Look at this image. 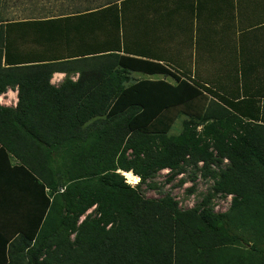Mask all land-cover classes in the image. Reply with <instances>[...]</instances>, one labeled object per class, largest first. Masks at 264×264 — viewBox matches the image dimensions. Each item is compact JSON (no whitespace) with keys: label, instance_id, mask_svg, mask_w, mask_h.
<instances>
[{"label":"trees","instance_id":"obj_1","mask_svg":"<svg viewBox=\"0 0 264 264\" xmlns=\"http://www.w3.org/2000/svg\"><path fill=\"white\" fill-rule=\"evenodd\" d=\"M6 39L0 31V94L18 86L19 100L0 104V145L34 174L36 218L1 264H264V182H251L264 173L258 112L178 75L174 84L128 83L130 69L171 71L133 57V67L122 61L116 69L123 58L116 53L110 70L85 69L56 87L58 62L27 65ZM188 165L212 179L195 206L144 192L143 184L157 188L149 182L159 171L184 173ZM229 194V209L216 211L213 199Z\"/></svg>","mask_w":264,"mask_h":264},{"label":"crops","instance_id":"obj_2","mask_svg":"<svg viewBox=\"0 0 264 264\" xmlns=\"http://www.w3.org/2000/svg\"><path fill=\"white\" fill-rule=\"evenodd\" d=\"M89 5L63 0L55 6L32 5L13 19L0 14L10 54L27 65L58 62L51 78L56 87L67 79L77 82L85 69L110 70L111 53L123 57L115 66L120 70L122 61L133 67L128 57L160 62L171 74L130 69L128 83L147 78L174 84L175 75L185 77L201 89L235 97L264 122V0H110ZM10 59L14 62L12 55ZM18 89L8 86L0 104L16 107ZM259 165L262 170L264 162ZM261 173L251 179L252 188L264 182ZM35 190L34 174L0 145V264L21 231L33 232ZM252 214L258 218L254 210Z\"/></svg>","mask_w":264,"mask_h":264},{"label":"rangeland","instance_id":"obj_3","mask_svg":"<svg viewBox=\"0 0 264 264\" xmlns=\"http://www.w3.org/2000/svg\"><path fill=\"white\" fill-rule=\"evenodd\" d=\"M77 2V0H74ZM110 0H94L91 3L90 0H83V3L97 5L103 4ZM63 0H0V14L5 19H13L18 16L21 10H26L30 6L39 7L51 4L52 6L60 5ZM70 2V1H67ZM89 5V6H91ZM46 14V13H44ZM183 117L176 120L172 127L171 134H177L181 131ZM201 126H199V129ZM126 180L131 184L140 183V177L135 175L132 171H122ZM150 184L157 185V188H150L147 184H143V190L150 197H160L161 194L169 193L175 200H177L182 208H189L195 206L197 203L209 193L212 186L211 178H204L200 170H196L195 167L185 166L184 173H177L170 168L159 171L154 178H151ZM194 183L195 190L190 192L188 189L192 187ZM161 192V193H160ZM231 198L226 195H218L213 200V205L216 210L227 209L230 206Z\"/></svg>","mask_w":264,"mask_h":264}]
</instances>
